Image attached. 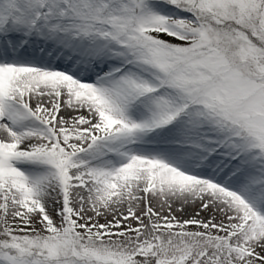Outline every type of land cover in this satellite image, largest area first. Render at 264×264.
Here are the masks:
<instances>
[{"label": "snow or ice", "instance_id": "snow-or-ice-1", "mask_svg": "<svg viewBox=\"0 0 264 264\" xmlns=\"http://www.w3.org/2000/svg\"><path fill=\"white\" fill-rule=\"evenodd\" d=\"M0 264H264V0H0Z\"/></svg>", "mask_w": 264, "mask_h": 264}]
</instances>
